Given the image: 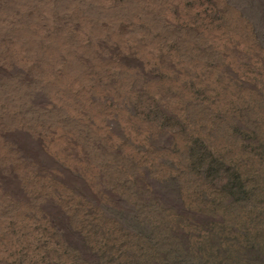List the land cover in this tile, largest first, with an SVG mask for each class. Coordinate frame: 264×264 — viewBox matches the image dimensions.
Wrapping results in <instances>:
<instances>
[{
	"label": "rangeland",
	"instance_id": "rangeland-1",
	"mask_svg": "<svg viewBox=\"0 0 264 264\" xmlns=\"http://www.w3.org/2000/svg\"><path fill=\"white\" fill-rule=\"evenodd\" d=\"M104 2H110L113 16L105 14L119 17L130 30L129 42L119 45L123 60L116 53L102 59L107 49L88 40L84 80L65 87L58 68L52 77L62 88L59 96L51 93L56 104L33 106L29 120L18 107L23 101L15 105L19 111L14 107L19 130L44 139L45 130L61 131L62 146L54 154L58 166L25 159L0 133V264H163L181 234L186 251H196L197 264H208L207 253L197 250L204 244L196 243L217 233L221 223L223 248L234 253L248 242L259 244L264 264L261 207L249 212L213 199L212 215L199 209L214 198L209 168L223 161L247 170L244 159L254 157L243 129L264 133V0ZM86 3L0 0V83L2 68L13 69L12 79L24 72L9 51L34 26H43L45 34L55 31ZM1 84L0 99L6 90ZM33 85L28 93L39 88ZM23 86L13 91L24 92ZM7 100H0L2 119L10 113ZM1 173L17 175L21 195L10 192L9 184L4 188ZM179 217L209 222V231H182L176 224L171 236Z\"/></svg>",
	"mask_w": 264,
	"mask_h": 264
},
{
	"label": "bare ground",
	"instance_id": "bare-ground-1",
	"mask_svg": "<svg viewBox=\"0 0 264 264\" xmlns=\"http://www.w3.org/2000/svg\"><path fill=\"white\" fill-rule=\"evenodd\" d=\"M103 1L104 0H99V1L98 0H92V1L88 0V3L84 4V6H83L84 7L83 11H80V10L73 11L71 13V15H69V16L67 15L66 19L61 20V22L59 23V26L56 28V30L54 29L55 31H52V29L51 30L49 29L50 32H49V30H47L46 34H45V28L42 29L43 26H39L42 28L38 29L37 26H34L35 25L34 23H31V24H34V25H32V26H34L33 31L30 33H27V35H25L26 39H23L25 41H22V40H21V42L18 41L19 43L17 44V47L14 48V50L10 49L11 52L9 51V54L13 53L14 57L16 58L15 62L13 61V63L16 64L15 67H17L18 69H22V67H24L23 68L24 70L22 69L24 72H22V73L20 72V76L18 75L19 77L12 79V77H11L12 76V70H13L12 68H10V69L2 68V70H1L2 84L1 83L0 84L2 86H4L6 90H5V92H2V93H4V95H3L4 97L2 96L0 100H1V103H3L4 102V101L2 102L3 98H5V100H7L6 97H8L9 100H7V102H8V107H10V110H9L10 113L8 114V117L6 118L3 116L4 118H6L4 121H3L4 118L2 119V115L4 114V112L2 115L0 114L1 115V117H0L1 140L6 139V140L10 141V144L13 145L12 148L15 150V152L17 154H20V156L24 157L25 159L28 158L29 161L31 160L32 162H34V164H36V165L38 164V166L39 165L43 166L42 161H44L47 164V166H49V165L58 166L55 162L54 157L56 155L54 156V154L57 150L61 149V146H62L61 141H59V139H58V137H61L60 136L61 131L55 127H53V129L51 128L49 130L44 129L45 131L48 132L47 136L46 137L44 136L45 137V139H44L43 136L41 137L38 132H37L38 133L37 135L31 134L32 130L30 131V129H28L30 132L26 128H24V132L19 130L18 128H19V125H21V124L18 125L16 123L17 122L22 123V121H21V117L14 112V107H15V105L21 104L20 101H23L22 102L23 106L21 107V105L20 106L18 105V107H19V109L21 108V110L25 111L24 112L25 115H23L22 118L29 120L32 117H34V116H32V114H34V111H35L33 106L36 108L39 107V108H43V109H46V108L48 109V107L51 108L54 104H56L55 99H52V97L54 95L56 96V94H57L56 92L58 90H60V87L62 88V86L58 83L56 84L55 83V82H57V81H55L56 78L54 79V77H52V76H55L53 74L55 73V71L58 68H60V70L61 69L63 70V73H61V74L63 76V82L65 84V87L74 83L73 81L77 82L79 80H84L85 76L83 77V74H84L83 66H85L84 65L85 62H87V64H88V60H89L88 57L91 56V55L89 56L87 54V51L89 49L88 48L89 46L87 44L88 40H91L92 42H97L98 44H100V46L102 45L101 47L104 46L107 49L106 55L102 59H105L107 57H108V59H110L109 57L112 55V53H114V54L116 53L117 54L116 56H119L120 59L123 60V58H122L123 55L121 54V48H119V47L124 46L123 44H126V42L131 38L129 27L127 26V24H124V22L122 24L121 23L122 20H120V18L116 17L115 15H114L115 18L114 17L110 18L111 16H113V15H110L108 13L109 11H112L111 5L109 4L110 2H107V3L104 2V4L102 5ZM93 3L95 4V7H93L94 5L92 7L95 10H90V8L88 7V4H93ZM105 13H108L110 15V17ZM31 16H33V15H31ZM107 16L109 18H107ZM119 16H120V14H119ZM31 19H33V18L31 17ZM43 19H39V20H43ZM70 19H72V20H70ZM32 21L33 20H31V22ZM40 23H42V22H40ZM43 23H44V20H43ZM53 23H55V22H53ZM36 24L38 25V23H36ZM44 24H46V23H44ZM48 25L46 27H48ZM28 28H31V27H28ZM28 28L27 29L24 28L25 31L26 30L30 31V29H28ZM51 28H53V27H51ZM115 30H116V32H115ZM21 31L24 32L23 29H21ZM22 32H21V34H22ZM109 33H111L110 35H112L113 38H112V40L108 39V41H106L105 37ZM113 33H115V34H113ZM22 36H23V34H22ZM22 38H24V37H22ZM22 38L20 37L19 39H22ZM39 38L45 39V41L42 40L41 42L39 41V43H37ZM42 42H44V43H42ZM41 46H44V49L39 50ZM10 47H11V45H10ZM2 48H3V46H2ZM96 48H94V49H96ZM101 49L103 50V48H101ZM36 52H38V54H40L39 57L42 58V60H40V58H39V60H40L39 63L35 62L36 58L38 57ZM98 54L100 56L102 55L101 52H99ZM34 56H37V57L34 59L33 58ZM96 57H98V56H96ZM12 59L14 60V58H11V61H12ZM140 67H142V65ZM29 69H31V71H33V72H29ZM34 69H36L35 75H34V71H35ZM14 74H16V72H14ZM35 77H37V78L35 79ZM35 80H36V82H35ZM60 80H61V78H60ZM61 82H59V83H61ZM48 83H51V84H48ZM33 84H38L39 88L34 89L33 91L31 90V92L28 93L27 90L29 89V86L33 85ZM19 85H22V86L24 85L23 88H25V90H23V89L21 90L24 92H18L17 93V92L13 91L15 86L18 87ZM43 85H45V87H47V89H44ZM50 85H52V86H50ZM33 86H31V87H33ZM17 87H16V89L19 88V87L18 88ZM63 88H64V85H63ZM75 90H76V88H75ZM1 91H3V90H1ZM47 91H48L47 94L49 96V99L51 98V100H53V102L51 100L48 101L45 98L44 92H47ZM51 93H52V97H51ZM61 94H63V93H61ZM31 106H32V108H31ZM8 107H6V108H8ZM6 108H5V110H6ZM17 109L18 108H16L15 110H17ZM17 111H19V110H17ZM30 121H32V120H30ZM13 122H15L14 123L15 125H12L13 128H11L9 126V124H12ZM27 122H29V121H27ZM25 125H26V123H25ZM46 129H48V128H46ZM42 133H43V131H42ZM34 134H36V133H34ZM5 171H6V169H5ZM7 174H9V173H7ZM10 174L11 175L7 177L6 175L1 173L2 181L7 183V184L5 183V185L3 184L4 188H6V185L9 184L10 187H8V190L10 192L12 191V193L14 192L16 194L22 193L20 191L19 186H18L17 175L15 173H10ZM63 174H65L68 177V178H66L67 180H69V181L71 180L70 179V177H71L70 172L65 171V173H63ZM1 184H2V182H1ZM3 186H2V188H3Z\"/></svg>",
	"mask_w": 264,
	"mask_h": 264
},
{
	"label": "trees",
	"instance_id": "trees-1",
	"mask_svg": "<svg viewBox=\"0 0 264 264\" xmlns=\"http://www.w3.org/2000/svg\"><path fill=\"white\" fill-rule=\"evenodd\" d=\"M243 131L244 139L249 141H246V146L252 147L251 151L254 159H244L246 165L249 166L245 171L240 170L235 163L229 164L223 161L219 164V168H209L210 174L206 176H208L207 178H211V185L216 186V188H210L209 190L214 194V198H212L211 204H206L204 207L199 208L200 211L212 215L214 207L211 208V206L214 205V199L215 201L223 202L221 205L227 204V207H237L242 205V207H246L249 212H254L256 208L261 207L264 212V133H261L257 127L252 128L247 125ZM246 161H255L258 167L251 166L252 164H249ZM257 169H259L260 172H258ZM218 183H222V185L217 186ZM256 183L261 185H255ZM182 219L180 220L179 217V222L175 223L173 228H169L171 236L172 233L176 231V224L182 231L187 230L189 227L197 232L205 231L207 233L209 231L207 226L210 225L209 222L198 224L192 219ZM217 227H219L217 233H214L211 237L210 233L208 239L196 243L197 245L204 244L203 247L199 246L197 250H199V252L205 251L207 253L205 263L262 264L259 256L263 253L259 244L253 245L252 242H248V244L242 249L237 250L234 253L231 251L229 252V250L223 248L225 237L223 238V235H221V231L223 229L225 230L226 226L221 223V225ZM184 240L186 242L187 239L182 234L176 238L174 242L175 246H173V256L168 255L171 250L170 248L162 260L163 264H197L198 260H196V256L194 255L196 254V251L195 253L193 251L187 252L186 247L182 244ZM228 255L233 258L227 263L226 260Z\"/></svg>",
	"mask_w": 264,
	"mask_h": 264
}]
</instances>
